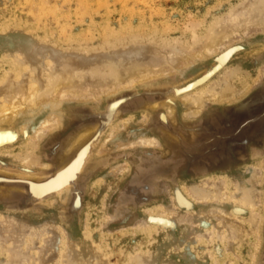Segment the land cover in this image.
I'll list each match as a JSON object with an SVG mask.
<instances>
[{
	"label": "rangeland",
	"instance_id": "obj_1",
	"mask_svg": "<svg viewBox=\"0 0 264 264\" xmlns=\"http://www.w3.org/2000/svg\"><path fill=\"white\" fill-rule=\"evenodd\" d=\"M247 1L0 0V69L17 60L28 77L50 73V79H91L100 86L133 61L136 44L194 47L195 34ZM245 22L236 41L196 61L186 75H160L151 88L162 95L140 98L119 112L104 137L110 138L105 154L99 148L93 170L89 165L81 178L79 205L67 191L71 195L37 206L15 204L23 190L0 189V264H79L80 257L126 264L146 255L152 264H258L264 258V140L247 130L235 134L232 117L264 69V32ZM170 66L163 60L156 72ZM227 69L236 92L245 90L229 100L211 99L199 115H188L182 98L221 86ZM101 97L93 98L96 104L64 99L61 123L38 149L47 169L25 167L21 157L35 149L34 134L51 112L48 105L11 129L16 138L0 146V167L51 174L63 165L74 138L96 127L85 117L110 99ZM143 138L160 146L142 144ZM244 193L260 204L251 208L232 200ZM230 238L236 241L233 251Z\"/></svg>",
	"mask_w": 264,
	"mask_h": 264
},
{
	"label": "bare ground",
	"instance_id": "obj_2",
	"mask_svg": "<svg viewBox=\"0 0 264 264\" xmlns=\"http://www.w3.org/2000/svg\"><path fill=\"white\" fill-rule=\"evenodd\" d=\"M244 21H246L245 23H247L248 28L256 26L264 32V0H248L242 8L232 10L228 19L223 22H221L220 19H216L203 32V35L199 36L195 34L196 40L194 47L184 42H176L177 44L175 45H164L160 42L136 44L134 47V54L136 56L132 57L133 61H129L130 65L128 64L122 73L118 71L117 74L112 75V79L104 80L99 83L100 86L91 79H87L85 82L77 78L50 79L47 77L50 73H47L45 76H43V73H39L28 77L23 71L26 65L17 60L9 62L7 68L0 69V146L15 140L16 137L11 129L20 125V122L23 123L25 120L29 119L31 121L35 119L36 110L46 108L47 105V107L51 109L48 116L41 122L40 130L36 131L34 134L35 149L26 152L21 157V163L25 167L40 168L42 171L49 167V164L42 159L43 157L38 149L43 138L51 132L55 125L61 123L62 114L60 115L59 108L64 104V99H79V101L77 100L78 102L93 104H96L95 101L93 102V98L95 97L99 98L102 96L103 98L101 97V100H106L108 97H110V99L103 103L102 110H94L95 112L91 115L93 118L92 121L95 122L94 124L96 127H93V125L91 128H87L85 131L78 134L77 137L74 138L75 140L73 139L74 141L71 142L69 150L67 151L69 155H66L67 152L64 153V156H67V158L62 162L63 165L59 162L62 166L57 167L51 174H47L46 176L44 174L19 173L18 171L14 172L8 168L5 169L0 167V189L3 190L5 187H8L18 190L20 188L23 190V194L20 196L23 197L21 198L22 201L32 206H37L50 197L51 198L47 201L54 200L58 196L64 195L67 191L72 194L66 193L68 196L71 195V200L73 199V202H77L79 205L81 197L78 194L80 192L79 186L81 178L87 170V167L89 165V168L91 167L90 162H93L91 160H93L92 158H94L95 153H98L99 148L104 151H100V153L102 155L103 153L105 154V145L110 138L107 137L108 140H106L107 138L104 139V137L117 119L119 112L125 107L129 108L133 106L140 98L157 96L159 93L162 95V92L155 91L151 88L155 84L158 85V83L154 81L160 75L178 73L179 76H184L191 70L195 63L217 55L219 51L236 41L235 36L237 34V28H239ZM108 22H110V20ZM166 47H171L173 52L171 54L168 53ZM65 60L67 61L68 68L74 70L77 67L70 57H66ZM163 60H167L171 66L165 70L159 68L156 72V66L163 62ZM230 69L226 70H229L228 72L223 71L226 72L227 76L224 78V84H221V86L215 84L210 88H205L204 90L199 89L200 91H196L182 98L181 101L185 108H187L186 112L188 115H199L203 111V108L209 104L211 99L229 100L245 90L241 89L240 92H236V88L231 82L232 70L230 71ZM185 80L187 81L188 79L185 78ZM185 80L182 81L186 82ZM139 86L141 89L138 88ZM131 87H134V89L128 93L119 94ZM94 90L98 91V94L96 93L97 96H95ZM170 92H172V90ZM97 100L99 99H96V101ZM169 110L173 112L171 106ZM20 128L21 130H25L26 125L24 124ZM110 132H112V130ZM110 135L109 133V137ZM103 139L104 141H102ZM140 143H148V145L160 144L156 139L145 138L140 140ZM122 144L124 145V142L120 143V145ZM124 147L125 146H123V149ZM62 159H64V157ZM90 169L93 170V168ZM249 194L250 193H244L243 196L239 198L233 197L232 200L234 199L235 202H239L244 206L255 208L260 202L255 200V196L253 197V195L250 196ZM161 212L166 213L167 211ZM226 236L227 234H225V238ZM236 236L237 234L234 237ZM229 241V249L233 251L236 241L234 238H230ZM148 251L145 250V252ZM132 260L134 262L128 261L126 264H152L153 261L150 255L133 258ZM78 263L96 264L83 257H80ZM98 264L103 263L99 262ZM226 264H231V262Z\"/></svg>",
	"mask_w": 264,
	"mask_h": 264
},
{
	"label": "water",
	"instance_id": "obj_3",
	"mask_svg": "<svg viewBox=\"0 0 264 264\" xmlns=\"http://www.w3.org/2000/svg\"><path fill=\"white\" fill-rule=\"evenodd\" d=\"M102 108L99 109L102 110ZM235 109V116L232 117L233 123L236 126L234 133L237 134L241 131L244 133L247 130L253 138L264 140V69L261 71L255 89ZM94 110L96 111L98 108L89 111L85 117L90 122H93L91 115L95 112ZM15 204L28 206L20 200L15 202ZM263 262L264 258L258 264H262Z\"/></svg>",
	"mask_w": 264,
	"mask_h": 264
}]
</instances>
